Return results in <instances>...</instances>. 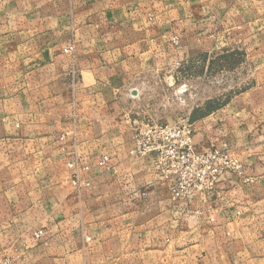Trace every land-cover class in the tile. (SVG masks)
<instances>
[{
  "label": "crops",
  "instance_id": "1",
  "mask_svg": "<svg viewBox=\"0 0 264 264\" xmlns=\"http://www.w3.org/2000/svg\"><path fill=\"white\" fill-rule=\"evenodd\" d=\"M207 50L245 54L257 93L264 0H0V264H264V121L230 105L192 122L197 150L227 143L242 171L181 200L132 154L139 102Z\"/></svg>",
  "mask_w": 264,
  "mask_h": 264
},
{
  "label": "rangeland",
  "instance_id": "2",
  "mask_svg": "<svg viewBox=\"0 0 264 264\" xmlns=\"http://www.w3.org/2000/svg\"><path fill=\"white\" fill-rule=\"evenodd\" d=\"M245 60L242 52L207 50L186 57L179 55L171 70L175 84H163L160 96L156 100L140 101V109L143 106L145 118L155 123L179 124L186 120L196 122L231 105L253 113L254 123L262 122L264 86H258L252 96H245L249 89L256 88L253 85L256 70L244 67ZM259 72L264 74V70ZM224 144L240 161L236 150Z\"/></svg>",
  "mask_w": 264,
  "mask_h": 264
},
{
  "label": "built area",
  "instance_id": "3",
  "mask_svg": "<svg viewBox=\"0 0 264 264\" xmlns=\"http://www.w3.org/2000/svg\"><path fill=\"white\" fill-rule=\"evenodd\" d=\"M172 44L177 45L179 38L174 36ZM73 46L63 50L73 53ZM193 124L188 120L179 124H162L148 121L135 127L133 138L136 149L133 155L150 157L152 168L160 180L168 183L172 200L177 201L189 195L212 191L220 177L229 173H241L242 164L227 150V145L210 144L203 150H197ZM106 158L102 160L104 163ZM81 159L73 153L67 164L73 168L80 166ZM80 169L87 170L86 166ZM42 231L33 234L39 239ZM2 264H14L3 259Z\"/></svg>",
  "mask_w": 264,
  "mask_h": 264
}]
</instances>
